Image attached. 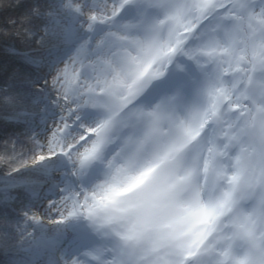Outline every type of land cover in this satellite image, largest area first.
<instances>
[{
  "label": "rangeland",
  "instance_id": "rangeland-1",
  "mask_svg": "<svg viewBox=\"0 0 264 264\" xmlns=\"http://www.w3.org/2000/svg\"><path fill=\"white\" fill-rule=\"evenodd\" d=\"M241 1L66 0L74 43L34 87L43 124L8 143L49 179L0 180L3 203L38 189L15 223L34 264H111L112 249L115 264H264V0ZM164 184L218 205L215 221L168 237L150 200Z\"/></svg>",
  "mask_w": 264,
  "mask_h": 264
},
{
  "label": "trees",
  "instance_id": "trees-1",
  "mask_svg": "<svg viewBox=\"0 0 264 264\" xmlns=\"http://www.w3.org/2000/svg\"><path fill=\"white\" fill-rule=\"evenodd\" d=\"M65 2L0 0V180L18 181L30 176L33 182L47 180L43 168L27 169L28 161L14 156L18 140L11 145L8 143L16 131L28 129L33 133L38 127L32 122L35 119L39 125L43 124L44 119L39 114L41 96L34 87L45 78L42 73L47 74L62 60L63 48L74 43L69 40L74 39L71 29L62 27L64 22L60 21ZM226 2L221 3L228 9ZM245 3L239 7L242 9ZM239 14L236 17L241 21L245 14ZM23 135L24 132L20 134ZM37 137L38 134L29 139L31 146L35 145ZM13 138L18 136L14 134ZM15 172L23 178L14 176ZM37 190L35 186L13 188L8 193L10 203H3L0 197V264H34L38 246L30 247L23 241L18 223L30 215ZM22 207L24 209L19 211Z\"/></svg>",
  "mask_w": 264,
  "mask_h": 264
},
{
  "label": "snow or ice",
  "instance_id": "snow-or-ice-1",
  "mask_svg": "<svg viewBox=\"0 0 264 264\" xmlns=\"http://www.w3.org/2000/svg\"><path fill=\"white\" fill-rule=\"evenodd\" d=\"M136 179L133 178V181ZM174 190L173 184H164L151 194L150 200L153 207L165 211L159 226L168 237L182 244L194 234L202 221L209 224L215 221L218 205L178 201L174 198ZM118 191L116 188L110 189L105 194L106 198L114 197Z\"/></svg>",
  "mask_w": 264,
  "mask_h": 264
},
{
  "label": "bare ground",
  "instance_id": "bare-ground-1",
  "mask_svg": "<svg viewBox=\"0 0 264 264\" xmlns=\"http://www.w3.org/2000/svg\"><path fill=\"white\" fill-rule=\"evenodd\" d=\"M155 66V62L154 61H151V62H145L144 63V67H145V70L146 71H151V69L153 68ZM149 75H150V72L148 73V75H147V77H146V79L144 80V82L148 79V77H149ZM138 83L137 82H133L132 84H131V87L132 88H138ZM130 88V87H129ZM146 104V103H145ZM39 111H40V108H39ZM184 153V147H183V145H181V147L178 149V151H177V155H181V154H183ZM135 160H136V157H135ZM142 161V156H140L139 158H137V160H136V162H138V163H140ZM146 164H148V162L146 161ZM116 167V166H115ZM34 168H36V167H33L32 169H34ZM102 169H104V168H102ZM159 170H158V167H157V165H155V164H153V165H151L150 166V168H148V170H146V173H144V174H142L137 180H135V181H137L139 184L143 181V180H145V179H148V177L150 176V175H153V174H155L156 172H158ZM46 174V177H47V179H49V175L47 174V173H45ZM134 181V182H135ZM133 182V183H134ZM137 183V184H138ZM21 188V187H20ZM122 190V189H121ZM129 190L131 191V192H133V191H135V188H134V185H132V186H130V188H129ZM111 245H112V247H116V244H114V243H111ZM101 245L99 244V246L98 247H100ZM104 247H102V249H103ZM111 250V249H110ZM112 251V253L111 252H109L108 251V253L106 254V256H105V260L106 261H108V262H110L111 264H115L114 262H115V259H119V255H120V253H117V251L115 250H111Z\"/></svg>",
  "mask_w": 264,
  "mask_h": 264
}]
</instances>
